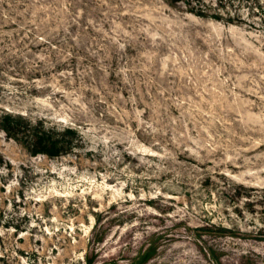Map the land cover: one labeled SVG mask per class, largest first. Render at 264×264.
Returning a JSON list of instances; mask_svg holds the SVG:
<instances>
[{
  "label": "rangeland",
  "instance_id": "1",
  "mask_svg": "<svg viewBox=\"0 0 264 264\" xmlns=\"http://www.w3.org/2000/svg\"><path fill=\"white\" fill-rule=\"evenodd\" d=\"M0 264H264V0H0Z\"/></svg>",
  "mask_w": 264,
  "mask_h": 264
}]
</instances>
